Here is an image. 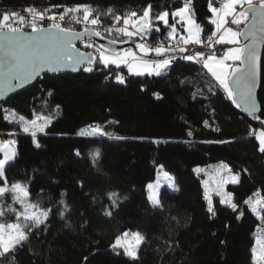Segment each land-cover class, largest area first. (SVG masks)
<instances>
[{"label": "trees", "instance_id": "obj_1", "mask_svg": "<svg viewBox=\"0 0 264 264\" xmlns=\"http://www.w3.org/2000/svg\"><path fill=\"white\" fill-rule=\"evenodd\" d=\"M184 2L0 0V16L15 12L30 19L27 7L44 11L52 5H91L94 14L109 8L119 14H142L151 4L153 14L164 10L171 14ZM208 5L209 0L191 2L194 19L205 35L213 31ZM101 20L104 39L115 38V32L109 35L104 31L113 24L111 17L101 16ZM44 24L47 26V21ZM245 24L230 26L240 31ZM63 26L76 31L84 28L83 24H69L67 17ZM160 27L159 33L148 37L167 42L168 29L162 23ZM79 48L92 51L85 45ZM96 59L91 72L47 74L0 105V142L16 141L17 157L6 173L10 182L26 183L33 202L54 210L47 230H34L30 242L15 253V259L0 264H252L255 238L264 224L243 201L256 192L264 196V153L259 152L254 134L249 135L264 129L260 123L264 120V52L257 93L259 119L241 113L203 66L194 62H178L165 75L149 77L129 76L124 67L105 68ZM116 74L124 76V84L116 81ZM156 93L162 99H157ZM57 105L58 113L37 135L39 148L30 134L4 119V109L32 119L52 113ZM205 120L211 127L204 126ZM97 125L109 135L76 134ZM97 150L100 158L94 166L90 157ZM220 162L239 174V183L227 186L238 210L215 198L213 216L207 211L202 182L194 169ZM158 165L171 173L176 185L175 189L159 192L160 209L150 206L146 196L147 184L154 179ZM112 192L118 193L120 200L109 217L104 211L111 204L108 194ZM61 199L71 209L66 220L59 215ZM240 212L243 215L238 219ZM6 219L14 222L15 217ZM129 231H138L146 238L135 262L116 254L122 249H112L115 239Z\"/></svg>", "mask_w": 264, "mask_h": 264}, {"label": "snow or ice", "instance_id": "obj_2", "mask_svg": "<svg viewBox=\"0 0 264 264\" xmlns=\"http://www.w3.org/2000/svg\"><path fill=\"white\" fill-rule=\"evenodd\" d=\"M192 0H185L183 6L171 12L172 23L169 22V11L164 10L153 14L152 5H147L142 14L137 11H130L124 14L114 13L112 8L107 9L105 13L95 12L91 5H52L44 11H39L35 7H27L25 12L29 14L30 19L18 13H4L0 16V100L6 98V95L13 93L20 88L30 84L41 73L59 72L70 67L72 71H77L81 66L86 72L93 71L92 65L97 62L95 56L90 53L81 52L76 48L75 42L87 37H100L104 39L101 28L103 21L101 16L111 17L113 24L104 31L109 35L115 32L116 37L108 40V46L100 45L97 49L99 54L98 63L105 68L114 65L120 68L121 65L127 68V72L132 76H155L160 77L166 74L167 70L177 59L174 53H187L188 45H200L205 43L209 49H214L215 44L238 45L241 36L248 43L244 47L228 48L223 53L218 54L215 50L204 52H195L194 54L181 55L179 58L186 61L201 63L203 68L224 89L227 97L237 107H243V110L249 113L254 119H259L256 115L258 108L254 96V89L257 80V18L264 20V0H259V6L254 4L253 0H216L219 6H213V0H209L208 10L212 14L210 23L214 25L211 35L206 40L201 39L203 28L194 19V10L191 8ZM247 5L245 8L244 5ZM242 10L237 11V7ZM62 8L63 11L57 13L53 9ZM249 14L252 15V23L246 26V31L234 30L230 25L237 28L248 20ZM69 24H83L81 31H76L72 27L63 26L66 21ZM178 18V19H177ZM230 18V20H229ZM11 21V23H10ZM47 21V26L44 22ZM168 29L164 41L156 46L147 43V38L153 32L161 31L160 24ZM117 27V25H121ZM177 25L180 27L178 28ZM91 26V27H90ZM30 31H25V28ZM259 31L264 32V28ZM186 33V35L184 34ZM123 37V39H121ZM129 44L127 48L114 47L117 44ZM91 43L85 44V47H92ZM111 46V47H109ZM138 50V51H137ZM154 56L155 58H149ZM243 57V59H241ZM228 61H240L243 67L229 64ZM116 81L120 84L125 83L124 76L116 74ZM183 83V81H182ZM240 99L237 101L236 95ZM52 95L51 92L48 93ZM157 99H162L159 93H156ZM196 93H193V99ZM60 106L57 105L52 113L48 115H34L31 120L23 115H18L14 110L4 109V119L9 123H15L20 130L30 134L33 143L37 148L40 144L37 142V133L44 132L45 128L51 123L53 114L58 113ZM42 121V122H41ZM111 123V122H110ZM205 127H211L205 120ZM264 125V120H260ZM218 131V128H213ZM80 135L86 136H108L103 127L97 125L88 131H81ZM255 134V139L259 144V152L264 153V130L250 132ZM14 136L15 133H9ZM191 136L192 132L189 131ZM123 139L122 137H115ZM230 141H206V143H229ZM15 139H9L6 142H0V153L3 159H0V261L14 260L15 253L23 248L25 244L36 232L46 231L52 208H43L40 203L33 202L30 199L31 193L26 183L19 181L10 182L7 176V168L14 165L17 157ZM77 155L80 153L77 151ZM91 160L94 166H97L100 153L95 151L91 154ZM162 171V166H160ZM195 172L200 173L206 170L196 168ZM247 171V170H245ZM164 182L170 187H175L174 180L163 172ZM215 188L213 192L219 195L220 203L227 204L233 211L238 210V203L234 202V194L224 191L226 184H238L239 174H234L227 165H220L214 172ZM149 184V189H154L153 195L149 196V201L153 208L163 207L159 198L158 186ZM205 185V199L207 200V211L215 215L213 201L208 192V182ZM62 196L64 194H61ZM11 202H8V198ZM111 204L104 211V215L111 217L112 209L119 206L120 197L118 193L108 194ZM248 209L264 224V196L256 192L243 201ZM17 205L19 207H17ZM60 206L59 215L61 219L67 218L70 214V206L63 199L58 201ZM12 215L14 222H8L6 217ZM243 215L240 212L238 219ZM258 231L264 233V228ZM145 236L140 232H124L115 239L112 249H122L116 251L117 255H124L131 261L139 260L141 246L145 243ZM256 245L252 250L253 264H264V237H257ZM170 248L171 245H168ZM87 260V257H85Z\"/></svg>", "mask_w": 264, "mask_h": 264}, {"label": "water", "instance_id": "obj_3", "mask_svg": "<svg viewBox=\"0 0 264 264\" xmlns=\"http://www.w3.org/2000/svg\"><path fill=\"white\" fill-rule=\"evenodd\" d=\"M257 6H259V4ZM248 19H249L248 22L241 28L240 31H246L247 30L246 26H250L252 23H254V21L252 20V15L251 14H249ZM255 23H257V29H258V31H257V41H258L257 42V53H258V59H257V80H256V87L254 89V96H255V100H256L257 108H258V111H257L256 115H258L259 112H260V105L258 103V94L257 93H258L260 85H261V83H260V80H261V64H262L261 58H262V54L264 52L263 51L264 50V32L259 31V29L260 28H264V20H261V18L258 17L257 21H255ZM239 40H240V46L241 47H244L248 43V41H246L243 36H241L239 38ZM85 43L86 44L87 43H91L93 45V47L97 48V49L100 47V45L108 46V40L101 39L100 37H92L91 40H89L87 37H85L84 39L77 40L75 42L76 48L79 49L81 52H84V51H82L79 48V46L81 44H85ZM109 47H111V46H109ZM117 48L123 49L124 46H119ZM85 53H90V54H92L94 56L93 51H89V52H85ZM241 59H243V57H241ZM237 63L238 64L236 66L243 67V65H241L240 61H238ZM83 67L84 66H81L80 69L77 70V71H72L70 67L65 68L63 71H59V72H47V71H45V72L41 73V75L39 77H37L34 81H32L30 84H27L25 87L20 88V89H18L17 91H15L13 93L7 94L5 99L0 100V105L2 103H4L7 99L12 98L13 96H15L17 93H20V92L26 90V88H29V87L33 86L37 82V80L40 77H42V76H45L47 74H54V75L68 74V73L69 74H76V73H79L80 71H83ZM235 98L237 99V101H239V99H240L238 94L236 95ZM237 108L241 111V113L245 114L248 117H252L249 113H247V112H245L243 110L242 106L241 107H237Z\"/></svg>", "mask_w": 264, "mask_h": 264}, {"label": "rangeland", "instance_id": "obj_4", "mask_svg": "<svg viewBox=\"0 0 264 264\" xmlns=\"http://www.w3.org/2000/svg\"><path fill=\"white\" fill-rule=\"evenodd\" d=\"M257 2L258 0H253V2ZM257 5V4H256ZM215 6H219V5H215ZM238 9H237V11H240V10H242L239 6L237 7ZM178 19V18H177ZM229 20H230V18H229ZM169 22H170V24L172 23V18H171V14L169 15ZM245 23H246V21H245ZM244 23V24H245ZM242 25V24H241ZM233 26H235V25H233ZM177 27L179 28L180 26L179 25H177ZM232 27V26H231ZM234 29V28H233ZM185 35H186V33H184ZM202 35V34H201ZM86 44V43H85ZM119 46H124V48H127V47H129V46H132L133 47V49L135 50V47H134V44L133 45H129V44H117V45H115L114 47H119ZM198 46H200V45H198ZM241 47V46H240ZM88 48H90V49H92L93 48V50L92 51H94V56L96 57V58H98L99 59V54H98V52H97V48H94L93 46L92 47H88ZM228 48H231V46L230 47H228ZM138 51V50H137ZM149 58H151V57H149ZM230 62H232V61H228V63L229 64H234V66H235V63H230ZM236 62H238V61H236ZM202 63V62H201ZM103 66V65H102ZM111 66V65H110ZM112 66H114V65H112ZM115 67V66H114ZM121 67H124L123 65H121ZM120 67V68H121ZM124 68H126V67H124ZM205 69V68H204ZM126 70H127V68H126ZM206 71H207V69H205ZM207 73H209L208 71H207ZM210 74V73H209ZM129 75V74H128ZM211 75V74H210ZM129 76H132V75H129ZM216 81V80H215ZM216 83L219 85V83L216 81ZM222 88V87H221ZM223 89V88H222ZM223 92H224V94L225 95H227L226 94V92L224 91V89H223ZM29 120H31V119H29ZM42 122V121H41ZM82 130L83 131H88V130H90V127H86V128H82ZM82 130H79L76 134L78 135V136H82V135H80L79 133L82 131ZM260 130H264V129H257L256 130V132H258V131H260ZM43 133V132H42ZM39 133H37V135H38ZM83 136H86V135H83ZM97 136V135H96ZM254 136H255V134H254ZM89 137H93V136H89ZM258 143V142H257ZM258 148H259V144H258ZM2 154V153H1ZM2 159H3V154H2ZM227 165L226 163H222V162H220V163H215V164H212V165H207V166H201V167H198V168H200V169H204V170H206V172H207V174L204 172V171H202V172H200V173H197V175L200 177V182H202V187H203V192L205 193V185H204V181H207L208 182V192H209V195H210V197H211V199H212V201L214 202V199L216 198L218 201H219V203H220V196L219 195H216L214 192H213V189L215 188V182H214V180H218L219 179V177L217 176V177H214V172H215V170L217 169V168H219L220 167V165ZM228 166V165H227ZM229 167V166H228ZM196 169V168H195ZM163 172H166L163 168H162V171H160V165H158V167H156V171H155V177H154V179L152 180V181H150V182H148V184H147V188H146V196H147V199H148V203L150 204V206H152L151 205V203H150V201H149V196L150 195H153V191H154V189H149L148 188V185L149 184H152V185H154V188H155V186L157 185V181L159 180L161 183L159 184V186H158V192H160L162 189H168V190H170V189H175V187H176V185H175V187L173 188V187H170L167 183H165L164 182V180H165V178H164V176H163ZM168 173V172H167ZM234 174H236V173H234ZM168 175L170 176V177H172L173 178V176L171 175V173H168ZM174 180V179H173ZM231 183H229V184H226L225 186H224V191H226V192H229L228 190H227V186L228 185H230ZM232 185H234V184H232ZM253 196V195H252ZM159 198H160V195H159ZM206 202H207V200H206ZM213 205H214V203H213ZM260 223H261V221H260ZM260 228H264V225L262 226V227H260ZM132 232H137V231H129V233H132ZM257 236H256V238H255V242H256V239H257V237H264V233H262V232H260V231H258L257 232ZM254 247H258L257 245H256V243H255V246ZM252 264H253V258H252Z\"/></svg>", "mask_w": 264, "mask_h": 264}, {"label": "built area", "instance_id": "obj_5", "mask_svg": "<svg viewBox=\"0 0 264 264\" xmlns=\"http://www.w3.org/2000/svg\"><path fill=\"white\" fill-rule=\"evenodd\" d=\"M258 3H259V0L256 2V4H258ZM209 35H211V33L210 34H206V35L202 34L201 35V39L202 40H206L207 36H209ZM161 41H164V40H161V39H153L152 40L149 37L147 38V43L149 45H151V46H156ZM165 44H167V42H165ZM81 45H85V44H81ZM187 47L189 49V51L187 53H183V54H181L179 52L174 53V55L177 57V59L174 60L172 64H175V63H178V62H184V61L186 62V60H183V59L179 58L181 55L194 54L195 52H204L205 54H207L209 51H212V50H215L218 54H220V53H223L224 51H226L225 46L222 45V44H215L214 45V49H209V47H208V45L206 43L203 46L188 45ZM191 62H193V61H191ZM194 63L202 66V63H196V62H194Z\"/></svg>", "mask_w": 264, "mask_h": 264}, {"label": "crops", "instance_id": "obj_6", "mask_svg": "<svg viewBox=\"0 0 264 264\" xmlns=\"http://www.w3.org/2000/svg\"><path fill=\"white\" fill-rule=\"evenodd\" d=\"M254 3H255V1H254ZM244 7L246 8L247 7V5L245 4L244 5ZM238 9V8H237ZM239 10V9H238ZM214 27L215 26H213V30H214ZM223 45V44H222ZM225 46V48H226V50L228 49V47H230L231 46V48H233V47H240V42H239V44L238 45H224ZM230 63H237L236 61L235 62H230ZM126 69V68H125ZM126 72H127V70H126ZM207 72V71H206ZM128 73V72H127ZM209 74V73H208ZM210 75V74H209ZM213 78V77H212ZM214 79V78H213ZM215 80V79H214Z\"/></svg>", "mask_w": 264, "mask_h": 264}, {"label": "flooded vegetation", "instance_id": "obj_7", "mask_svg": "<svg viewBox=\"0 0 264 264\" xmlns=\"http://www.w3.org/2000/svg\"><path fill=\"white\" fill-rule=\"evenodd\" d=\"M93 49V48H92Z\"/></svg>", "mask_w": 264, "mask_h": 264}]
</instances>
